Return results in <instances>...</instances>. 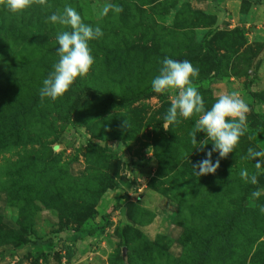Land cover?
I'll list each match as a JSON object with an SVG mask.
<instances>
[{
    "label": "rangeland",
    "instance_id": "1",
    "mask_svg": "<svg viewBox=\"0 0 264 264\" xmlns=\"http://www.w3.org/2000/svg\"><path fill=\"white\" fill-rule=\"evenodd\" d=\"M109 2L123 11L102 16ZM65 5L103 36L90 42L88 75L41 101L56 36L69 30L48 17ZM165 57L199 69L206 110L232 91L249 106L245 135L214 175L192 169L212 147L197 148L203 132L192 143L200 114L163 129L177 93H155L151 82ZM263 57L264 0H47L21 13L0 5V264H63L71 247L48 237L100 217L109 264H264V168L257 185L240 176L257 172L247 149L264 150Z\"/></svg>",
    "mask_w": 264,
    "mask_h": 264
},
{
    "label": "clouds",
    "instance_id": "2",
    "mask_svg": "<svg viewBox=\"0 0 264 264\" xmlns=\"http://www.w3.org/2000/svg\"><path fill=\"white\" fill-rule=\"evenodd\" d=\"M47 0H0L12 13H21L33 4L45 5ZM121 13L122 6L113 3H105L101 15L107 16L109 11ZM53 24L66 26L69 30L57 34L56 41L59 45L57 55L59 60L53 65L47 78L43 80V86L39 90L41 101L49 98L52 101L63 97L77 78L88 75L94 64V56L90 48V42L103 36L99 26L93 27L82 21L79 12L72 6L65 5L62 12L53 13L48 17ZM199 69L194 67L188 60H174L165 57L162 67L151 82L152 90L161 94L169 90H175L176 95L171 100L166 115L163 117V129L169 130L172 125L179 124L180 118L189 119L193 114H200L193 131L190 133L192 143H197V133H205V138L199 142V150L204 151L208 144L212 147L206 151L205 158L192 165L195 175L201 177L215 174L220 167V160L228 157L235 151L240 138L247 130V114L250 109L241 98L238 91L220 93L210 110L205 109V102L193 79L198 77ZM122 128L130 129L128 121L124 120ZM213 153L218 157L213 161ZM247 159L255 162L257 172L249 173L242 169L240 176L252 185L259 183V170L264 168V150L249 147ZM258 158V159H257ZM262 195L260 190H255L251 196L259 199ZM264 213V206L260 207Z\"/></svg>",
    "mask_w": 264,
    "mask_h": 264
},
{
    "label": "crops",
    "instance_id": "3",
    "mask_svg": "<svg viewBox=\"0 0 264 264\" xmlns=\"http://www.w3.org/2000/svg\"><path fill=\"white\" fill-rule=\"evenodd\" d=\"M256 76L264 87V57L261 60ZM260 107L263 108V105ZM100 220L103 221L101 217ZM100 220L97 219V221L95 220V222L89 223L76 231H56L48 237L46 245H50L60 238L63 242L66 241L67 246L72 249V255L68 259L63 258V264H109L108 256L103 249L106 246V239L102 231L106 229L108 231L110 228L107 226L103 227ZM42 244L44 243L41 241ZM95 244L99 246L95 247ZM55 246L56 244H54ZM27 250L28 247L25 248V251ZM24 264L27 263L25 262Z\"/></svg>",
    "mask_w": 264,
    "mask_h": 264
},
{
    "label": "trees",
    "instance_id": "4",
    "mask_svg": "<svg viewBox=\"0 0 264 264\" xmlns=\"http://www.w3.org/2000/svg\"><path fill=\"white\" fill-rule=\"evenodd\" d=\"M119 104H122V102L119 103ZM256 118H258V117H256ZM260 126L264 128V123H261ZM94 148H95L96 150H99V151L101 150V149H100L99 147H97V146H94ZM122 264H129V263H126L125 261L122 260Z\"/></svg>",
    "mask_w": 264,
    "mask_h": 264
}]
</instances>
